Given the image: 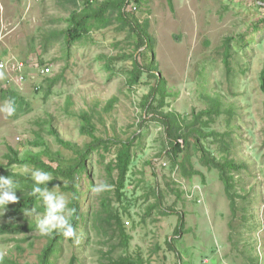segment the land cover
Returning <instances> with one entry per match:
<instances>
[{
  "label": "rangeland",
  "instance_id": "rangeland-1",
  "mask_svg": "<svg viewBox=\"0 0 264 264\" xmlns=\"http://www.w3.org/2000/svg\"><path fill=\"white\" fill-rule=\"evenodd\" d=\"M85 3L0 0V175L11 174L18 184L16 195L31 191L24 185L26 178L33 180L31 171H23L25 166L37 168L7 165L9 146L23 155L43 148L34 145L36 141L45 142L65 159L74 157L75 150L62 149L51 128L83 147L91 138L80 131L77 115L82 111L93 115L99 136L134 142L125 199L114 202L131 236L129 248L105 234L99 219L102 200L114 199L117 178V171L109 170L116 147L111 152L101 148L88 156L89 176L84 173L80 183L82 220L75 238L61 240L52 264H107L119 256L143 264H207L206 260L208 264H264V8L254 0H130L138 9L129 11L130 5L124 9L132 22L147 24L153 38L158 72L166 80L167 95L159 111L179 113L186 132L201 117L195 126L198 132L188 134L178 156L180 162L185 158L186 169L193 173L187 175L180 165H172L165 127L142 106L156 79L146 71L140 83H128L133 59L127 57L135 53L137 42L129 22L109 8L103 25L81 40L69 44L62 34L53 35L65 29L71 11L84 8ZM93 3V8H99L102 0ZM139 52H144L139 62L148 67L150 48ZM111 56L124 57L113 60L114 68L108 71L104 65ZM20 61L26 65L27 77L19 85L9 80L13 65ZM44 66L51 68L48 75L39 73ZM48 78L56 79L49 93ZM1 89L14 90L26 104L16 105L15 113L8 116L2 109L9 100ZM112 98L114 104L106 111ZM200 146L218 160L229 158L240 165L232 170L234 200L219 169L204 164ZM66 183L58 178L49 190L68 197L69 218L74 193L63 190ZM102 183L111 185L110 190H91ZM157 188L160 197L154 193ZM33 208L35 212L26 214ZM44 211L42 201L17 215L7 206L0 209V228L35 225L28 231H0V259L38 263L47 235L36 228L37 213L42 217ZM179 213L184 215L185 227L176 235ZM168 239H173L175 249Z\"/></svg>",
  "mask_w": 264,
  "mask_h": 264
},
{
  "label": "trees",
  "instance_id": "trees-1",
  "mask_svg": "<svg viewBox=\"0 0 264 264\" xmlns=\"http://www.w3.org/2000/svg\"><path fill=\"white\" fill-rule=\"evenodd\" d=\"M139 1V0H136ZM260 3V7L264 8V0H254ZM94 0H86V5L84 8L77 10L74 9L71 11L68 19V26L58 32H54L53 35L62 34L63 38L67 40V43L72 44L75 41L81 40L87 36L93 28L96 26L98 28L103 25V21L106 19V12L110 9H115L118 11V16L122 19H126L130 28L134 34L137 36L136 42V51L134 54L128 56L127 58L133 59V67L129 70V79L128 83L131 86H134L140 83L142 80V75L146 71H149L151 77L156 79V83L152 85L150 92L145 95L142 106L144 108L145 113L148 111H152L156 118L161 121L163 126L165 127L166 136L169 143V155L171 157L172 165L175 167L177 164L181 166L184 174L190 175L193 174L186 169L184 160L180 162L178 161V156L184 151L185 143L187 142L188 134L198 132L195 126L200 121L201 117L197 116L193 123H191L185 131L184 120L179 113L174 112H165L164 110L159 111L161 107H163L165 103L166 97V80L160 75L158 72V67L156 65L155 58V50H154V41L150 36L149 31L147 29V24L144 26L139 22H132L127 18V13L124 9L127 10V7L130 5V0H121V1H111V0H102L101 6L99 8H93ZM118 8L121 10L119 11ZM126 21V22H127ZM146 47V49L150 48L151 58L150 65L148 67L144 66L139 62L140 56L143 55L144 52H137ZM230 50V45L228 43L226 47V51ZM124 56H117L114 58L110 57V60L105 63V68L108 71H112L114 66L112 65V61L123 58ZM229 53L226 54L225 62L227 66V70L230 71L229 64ZM27 77V76H26ZM49 79V78H48ZM56 79H49L47 92L49 93V88L53 85ZM261 81L262 87L264 88V68L261 73ZM2 96L4 99H8L9 101L14 103L15 110L16 105H20V107L24 106L26 103L23 98H21L14 90L10 89H1ZM114 98H112L105 110L108 111L109 108L113 106ZM155 106V103H157ZM23 112L27 111V108L22 109ZM69 112V111H68ZM72 114V112H70ZM210 115L211 111L207 112ZM76 114V113H75ZM80 119L81 126L80 131L82 134L88 135L91 140L86 143L83 147H79L78 144L72 143L70 141L64 140L61 138L58 131H56L53 127L51 128L52 133L56 136L57 141L60 143L62 149L67 148L71 150H75L76 156L65 159L59 151L54 152L49 148V146L45 143L35 142L34 145H41L39 151H34L32 149L27 150V152L21 155L18 151H16L13 147L9 146V152L6 154L9 166H13L15 164H27L33 165L35 168L43 170L45 172L50 173L54 176V179L47 183V187L50 188L58 182V178L65 179L67 183L62 184V188L65 191H71L74 193V197L70 202V206L72 209H75V212H71V216L69 217L70 222L73 224L75 232L79 228L80 221L82 220L80 206H79V195L82 191L83 186L80 185L82 182L83 174L86 173L89 176L87 159L88 156L93 151H98L101 148L105 152H111L113 148L116 147V156L115 159L109 164L110 172L113 170L117 171V178L114 179V199L102 200L101 202V211H99L100 216L99 219L103 224L104 233L110 235V238H119L120 245L127 250L130 246L131 236L127 233L126 224L123 219V212L120 211L119 207L114 204V202H123L125 197V181L126 176L130 170L131 163L134 158L133 154V139L132 140H121L114 141L113 139H105L102 136L97 134V128L95 123L93 122V115L90 112L82 111L78 115ZM199 144V142H198ZM200 150L203 153L202 159L206 166L215 167L219 169L221 173V177L225 183L226 191L229 197L234 200L233 195L231 194V189L233 188L234 176L232 175L233 169H239L240 165L236 164L234 160L226 158V160L221 161L218 160L217 157L211 156L207 153L205 148L200 146ZM0 169H3V165H0ZM4 176H11L10 173L6 172ZM12 177V176H11ZM27 183L24 185L28 187L30 190L34 185V181L28 178ZM82 184V183H81ZM45 185H41L44 187ZM154 193L157 196H161V192L159 188H157ZM38 195V194H37ZM37 197L30 196L29 194H24L19 197L18 202L12 203L9 202L7 205L8 208L11 209L13 215H17L19 213L24 212L25 210L37 206L38 205ZM125 213H128L126 207H123ZM151 210V209H150ZM102 213V217H101ZM179 223L176 227L175 234L180 235L184 230V215L179 213ZM30 228H35V225H4L0 228L1 232L9 231L12 229L13 232L20 231H28ZM65 236L59 231H53L52 233L47 235V243L43 248L42 252L39 255V260L37 264H52V258L55 253L59 250L60 242ZM72 237L71 239H74ZM170 248H174L173 239L167 240ZM18 249L23 250L20 245H18ZM0 263L6 264H21L20 262L12 261L9 257H3L0 259ZM69 264H74L71 261ZM107 264H143V261L140 260L138 263L130 256H119L118 258L112 257L111 260Z\"/></svg>",
  "mask_w": 264,
  "mask_h": 264
},
{
  "label": "clouds",
  "instance_id": "clouds-1",
  "mask_svg": "<svg viewBox=\"0 0 264 264\" xmlns=\"http://www.w3.org/2000/svg\"><path fill=\"white\" fill-rule=\"evenodd\" d=\"M2 111L8 116H12L15 113L14 103L11 101L6 102ZM23 171L25 173L31 171V177L35 182L29 195L37 197L39 201H42L45 208L42 217L37 213L36 228L39 232L42 235H48L53 231H59L66 238L74 237L76 232L73 224L68 218V197L59 191L49 190L47 187V182L54 179L52 175L40 169L30 170L27 166H25ZM41 185L45 186L41 187ZM17 187L18 184L11 176L0 175V209L5 208L9 202H18L19 197L16 195L15 191ZM110 188L111 185L102 183L94 185L91 190L100 193L102 191L110 190ZM35 211L36 209L33 208L30 212H26V214H31ZM71 212L74 213L75 209H72Z\"/></svg>",
  "mask_w": 264,
  "mask_h": 264
},
{
  "label": "built area",
  "instance_id": "built-area-1",
  "mask_svg": "<svg viewBox=\"0 0 264 264\" xmlns=\"http://www.w3.org/2000/svg\"><path fill=\"white\" fill-rule=\"evenodd\" d=\"M129 7V6H128ZM130 10L129 11H136L138 9V6L135 4L130 5ZM16 64L13 65V71H12V78L9 80H12V83L16 84H23V82L26 79V65L24 62H15ZM7 63H2L1 66L5 67ZM51 71V68L49 66H44L40 69V74L41 75H48V73ZM8 81V82H9ZM206 263L208 264V260H206Z\"/></svg>",
  "mask_w": 264,
  "mask_h": 264
}]
</instances>
